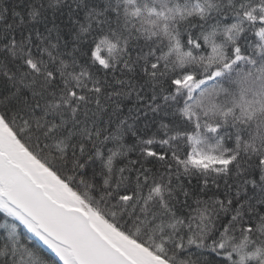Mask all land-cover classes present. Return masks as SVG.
Returning <instances> with one entry per match:
<instances>
[{"label": "snow or ice", "instance_id": "6c2138e0", "mask_svg": "<svg viewBox=\"0 0 264 264\" xmlns=\"http://www.w3.org/2000/svg\"><path fill=\"white\" fill-rule=\"evenodd\" d=\"M0 264H264V0H0Z\"/></svg>", "mask_w": 264, "mask_h": 264}]
</instances>
